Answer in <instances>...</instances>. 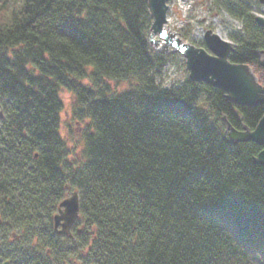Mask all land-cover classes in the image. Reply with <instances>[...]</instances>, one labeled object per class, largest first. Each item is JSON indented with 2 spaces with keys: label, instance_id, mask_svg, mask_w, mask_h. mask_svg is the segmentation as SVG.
Listing matches in <instances>:
<instances>
[{
  "label": "trees",
  "instance_id": "1",
  "mask_svg": "<svg viewBox=\"0 0 264 264\" xmlns=\"http://www.w3.org/2000/svg\"><path fill=\"white\" fill-rule=\"evenodd\" d=\"M257 2L217 7L245 33L229 61L264 87ZM150 24L147 0H0L1 260L264 264L261 146L232 143L222 120L252 130L264 106L188 78L162 87ZM62 90L76 154L59 131ZM71 192L79 214L60 235L52 217Z\"/></svg>",
  "mask_w": 264,
  "mask_h": 264
},
{
  "label": "water",
  "instance_id": "2",
  "mask_svg": "<svg viewBox=\"0 0 264 264\" xmlns=\"http://www.w3.org/2000/svg\"><path fill=\"white\" fill-rule=\"evenodd\" d=\"M168 0H147L148 14L151 18L149 27L148 43L156 44L152 35L158 33L163 39L164 46L170 45L178 54L184 58V66L188 79L191 82H202L225 93V97L239 106H264V87L261 86L251 68L247 64L229 61L228 55L233 51V44L220 38L211 30L203 34L204 47H194L182 43L173 38L162 29L166 22ZM264 4V0H259ZM255 22L263 26L264 18L260 15L254 16ZM260 56L259 64L264 70V54ZM3 117L0 111V119ZM227 129L228 138L232 143L253 142L261 146V150L253 158V162L264 165V113L252 130L233 128L222 117ZM79 213V200L77 192H71L58 205L57 212L53 216V226L60 235H68ZM5 264V263H3Z\"/></svg>",
  "mask_w": 264,
  "mask_h": 264
},
{
  "label": "rangeland",
  "instance_id": "3",
  "mask_svg": "<svg viewBox=\"0 0 264 264\" xmlns=\"http://www.w3.org/2000/svg\"><path fill=\"white\" fill-rule=\"evenodd\" d=\"M220 1L168 0L166 22L163 24L162 29L166 30L173 38H177L182 43L194 47H204L203 34L206 30H211L220 38L236 45L235 37L244 38L245 36V33L242 31V22L233 19L224 10H220L217 7ZM251 13L253 16L260 15L264 18V4H260L259 2L253 4ZM151 37L156 44H151L150 48L153 52L161 54L165 60L163 67L156 75V82L164 88L182 85L184 80L188 78L184 66V58L170 45L164 46L162 43L163 39L159 38L158 33H154ZM60 98L63 104V110L60 114V135L66 141L68 148L74 150V154H76L77 148L74 147L72 140L76 141L80 139L79 133L81 130L74 122L70 121L73 97L69 92L62 90L60 91ZM68 126L72 129L71 134Z\"/></svg>",
  "mask_w": 264,
  "mask_h": 264
},
{
  "label": "flooded vegetation",
  "instance_id": "4",
  "mask_svg": "<svg viewBox=\"0 0 264 264\" xmlns=\"http://www.w3.org/2000/svg\"><path fill=\"white\" fill-rule=\"evenodd\" d=\"M3 263L8 264L7 261H4V260L0 259V264H3Z\"/></svg>",
  "mask_w": 264,
  "mask_h": 264
}]
</instances>
